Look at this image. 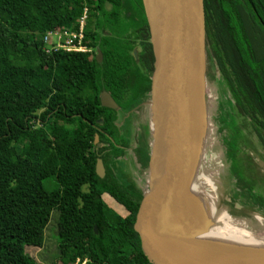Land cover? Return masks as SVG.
<instances>
[{
	"label": "trees",
	"instance_id": "trees-1",
	"mask_svg": "<svg viewBox=\"0 0 264 264\" xmlns=\"http://www.w3.org/2000/svg\"><path fill=\"white\" fill-rule=\"evenodd\" d=\"M85 5L86 40L92 26L111 31L116 24L115 33L127 35L143 6L142 0H0V264H40L25 247L42 245L52 211L58 213V255L49 264H141L105 198L121 202L133 190L113 164L131 156L133 173H148L149 106L128 115L126 134L120 117L136 105H118L120 113L100 105L94 61L81 52L43 49L44 33L75 29ZM203 8L206 84L217 96L212 150L220 166L213 180L225 184L228 204L264 216V175L250 154L264 162V0H203ZM96 12L103 20L94 23ZM188 243L222 253L204 233Z\"/></svg>",
	"mask_w": 264,
	"mask_h": 264
},
{
	"label": "water",
	"instance_id": "water-1",
	"mask_svg": "<svg viewBox=\"0 0 264 264\" xmlns=\"http://www.w3.org/2000/svg\"><path fill=\"white\" fill-rule=\"evenodd\" d=\"M142 3L154 57L148 101L153 142L146 177L115 202L118 230L141 264H264V252L216 253L188 243L211 226L206 217L176 209L192 177L198 104L207 85L203 0ZM100 105L117 107L107 92L100 94ZM95 172L104 175L100 158Z\"/></svg>",
	"mask_w": 264,
	"mask_h": 264
},
{
	"label": "flooded vegetation",
	"instance_id": "flooded-vegetation-1",
	"mask_svg": "<svg viewBox=\"0 0 264 264\" xmlns=\"http://www.w3.org/2000/svg\"><path fill=\"white\" fill-rule=\"evenodd\" d=\"M111 10L112 6L106 4L105 12L109 13ZM102 20L101 13L96 12L95 16H91V21H94V23ZM112 29L111 31H106L103 27L92 26V37L85 39L87 50L84 53L89 61H94L95 67L100 71L101 91L99 93V102L100 94L107 92L117 105L116 108L110 109H115L117 113L121 112L118 105H136L135 108L120 117L119 124L121 125L119 127H123L127 134L129 132L127 126L128 115L133 111L136 112V109L140 106L148 104L149 99L145 97L149 96L150 98V82L154 57L144 6H142V9L138 6L137 18L133 19V26L127 32V35L115 33L120 29L116 24L112 26ZM123 47H127V51L121 54ZM122 75L128 84L121 85ZM147 80H149V90L145 92ZM107 86L109 89L105 90L104 88ZM97 121L100 124L102 123V120ZM98 130L109 137L107 132L100 128ZM97 142L98 140L95 143Z\"/></svg>",
	"mask_w": 264,
	"mask_h": 264
},
{
	"label": "rangeland",
	"instance_id": "rangeland-1",
	"mask_svg": "<svg viewBox=\"0 0 264 264\" xmlns=\"http://www.w3.org/2000/svg\"><path fill=\"white\" fill-rule=\"evenodd\" d=\"M216 97L215 88L206 85L203 105L202 101L200 100V119L203 139L202 144L205 152L204 156L198 159L196 167H193V173L192 177L190 178L189 187L195 192L202 190L206 194L210 195H213V191H215L217 208L212 213L213 219L218 217V212L221 208H225L228 223H232L234 227L244 231L246 234L256 237L258 240L264 241V216L255 213L248 207L238 204H228L225 201V184L221 180H219L220 184L219 186H216V188L212 187V185H209L211 178L217 174L218 167L220 166V163L214 157L212 150L217 135V125L214 123L213 119L214 112L216 111ZM150 153L151 152H149V154ZM250 154L254 157L257 171L264 175V162L258 157L255 151H250ZM131 164L132 157L128 156L123 165L118 166L117 163H115L112 166L119 177L131 183L139 181L143 178L139 174L133 173L131 170ZM44 184L48 188V182L45 181ZM105 200L115 207V202L111 200L108 201L106 198ZM188 214L192 217L195 215H198L202 218L207 217L204 210L198 205L196 206V209H191ZM57 217V211H52L50 219L45 227L44 238L40 247H25V251L40 264H49L53 262L58 255V250L56 247ZM217 225L221 224L214 221L212 222L211 228H214Z\"/></svg>",
	"mask_w": 264,
	"mask_h": 264
},
{
	"label": "bare ground",
	"instance_id": "bare-ground-1",
	"mask_svg": "<svg viewBox=\"0 0 264 264\" xmlns=\"http://www.w3.org/2000/svg\"><path fill=\"white\" fill-rule=\"evenodd\" d=\"M201 103L198 104V129H197V141L195 150L194 168L198 162V159L204 156V147L202 144V131H201ZM256 123V122H255ZM213 131V130H212ZM215 132V131H213ZM237 143V142H236ZM237 147V146H236ZM209 185L216 188L213 177ZM214 190V189H213ZM215 191L213 195L206 194L204 191H194L190 189L189 183L183 189L178 197L176 208H184L187 212L191 209H196L198 205L206 213V218L212 222L216 221L221 225H217L214 228H210L204 233L211 242L225 254H237V253H260L264 252V241L258 240L256 237L246 234L244 231L233 226L232 223L227 221V213L225 208H221L218 212V217L213 219L212 213L217 208ZM196 205V206H195Z\"/></svg>",
	"mask_w": 264,
	"mask_h": 264
},
{
	"label": "built area",
	"instance_id": "built-area-1",
	"mask_svg": "<svg viewBox=\"0 0 264 264\" xmlns=\"http://www.w3.org/2000/svg\"><path fill=\"white\" fill-rule=\"evenodd\" d=\"M89 18V8L85 5L73 30L52 29L43 35V49L46 53L62 50L66 52H81L87 50L85 44L86 22ZM34 125L39 126L38 122ZM72 264H84V261L75 260Z\"/></svg>",
	"mask_w": 264,
	"mask_h": 264
}]
</instances>
